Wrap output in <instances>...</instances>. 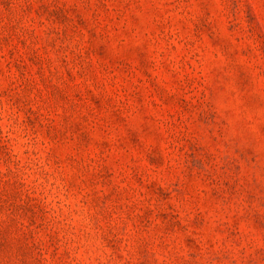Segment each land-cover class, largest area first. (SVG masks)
I'll return each mask as SVG.
<instances>
[{"label": "rangeland", "instance_id": "374dc122", "mask_svg": "<svg viewBox=\"0 0 264 264\" xmlns=\"http://www.w3.org/2000/svg\"><path fill=\"white\" fill-rule=\"evenodd\" d=\"M0 264H264V0H0Z\"/></svg>", "mask_w": 264, "mask_h": 264}]
</instances>
